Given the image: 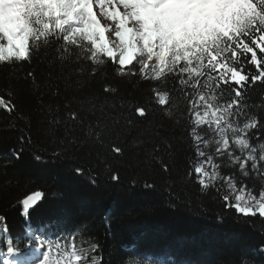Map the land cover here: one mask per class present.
Wrapping results in <instances>:
<instances>
[{"label": "trees", "instance_id": "obj_1", "mask_svg": "<svg viewBox=\"0 0 264 264\" xmlns=\"http://www.w3.org/2000/svg\"><path fill=\"white\" fill-rule=\"evenodd\" d=\"M81 65L84 72L70 74L69 66H54L48 52L31 63L0 66V96L15 105L11 112L0 107V214L7 218L11 238L23 241L21 255L38 248L30 231L46 243L74 224H86L105 264H241L242 256L264 264V255L256 253L264 247V218L225 208L214 190L201 192L189 177L195 156L187 126L151 100L150 89L160 82L121 78L110 61L95 74L90 61ZM246 70L254 71L250 65ZM174 80L169 75L163 87L171 90ZM106 85L116 91L106 94ZM248 96L250 104L262 106L257 111L264 117V84L250 87ZM121 99L146 106L147 118L132 113L138 122L128 126L124 117L131 109L121 110ZM93 103L120 116L103 143L87 136L95 116L85 114ZM113 103L115 108L108 107ZM68 109L84 116L85 124L70 130L53 124L50 132V122L62 120ZM258 134L264 137V129ZM117 146L121 153L112 151ZM20 149L17 159L13 153ZM34 191L44 196L25 218L19 201ZM105 217L110 219L105 222ZM3 237L0 233V241ZM0 249L6 251L2 243Z\"/></svg>", "mask_w": 264, "mask_h": 264}, {"label": "snow or ice", "instance_id": "obj_2", "mask_svg": "<svg viewBox=\"0 0 264 264\" xmlns=\"http://www.w3.org/2000/svg\"><path fill=\"white\" fill-rule=\"evenodd\" d=\"M48 52L53 65L69 66L70 74L85 71L81 61L93 64L92 74L110 61L121 78L160 82L151 87V100L187 126L195 156L189 161V177L201 192L214 190L225 208L264 218V137L258 134L264 117L257 111L262 106L250 104L248 96L250 87L264 84V0H0V66L31 63ZM27 75L35 79L32 72ZM169 75L175 78L171 90L163 87ZM115 91L104 87L106 94ZM126 105L131 109L124 117L128 126L138 122L132 113L147 118L146 106L121 99L120 109ZM0 107L11 112L15 105L0 96ZM85 115L95 116L87 124V136L99 143L120 123V116L106 112L105 104L97 109L93 103ZM61 123L70 130L84 125L85 117L68 109L62 120L50 122V132L54 134L51 125ZM22 151L13 154L18 159ZM162 167L168 170L167 164ZM43 196L34 191L19 201L25 218ZM64 231L41 243L46 251L40 264H105L86 224ZM0 233L6 248L0 249L3 264H27L21 255L23 241L17 243L8 234L3 214ZM256 253L264 255V247ZM241 264L259 262L242 256Z\"/></svg>", "mask_w": 264, "mask_h": 264}, {"label": "water", "instance_id": "obj_3", "mask_svg": "<svg viewBox=\"0 0 264 264\" xmlns=\"http://www.w3.org/2000/svg\"><path fill=\"white\" fill-rule=\"evenodd\" d=\"M42 199V198H41ZM41 199L37 202V204L32 208V209H30V213L36 208V206L40 203V201H41ZM29 213V214H30Z\"/></svg>", "mask_w": 264, "mask_h": 264}, {"label": "rangeland", "instance_id": "obj_4", "mask_svg": "<svg viewBox=\"0 0 264 264\" xmlns=\"http://www.w3.org/2000/svg\"><path fill=\"white\" fill-rule=\"evenodd\" d=\"M5 258L3 257V258H0V264H3V260H4Z\"/></svg>", "mask_w": 264, "mask_h": 264}]
</instances>
